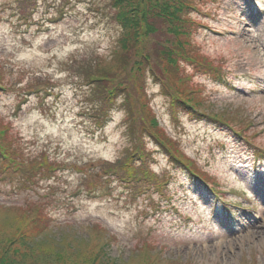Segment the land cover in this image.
Listing matches in <instances>:
<instances>
[{"label": "rangeland", "instance_id": "374dc122", "mask_svg": "<svg viewBox=\"0 0 264 264\" xmlns=\"http://www.w3.org/2000/svg\"><path fill=\"white\" fill-rule=\"evenodd\" d=\"M204 1L192 40L200 59L221 75L214 78L193 60L184 71L202 89L204 110L248 126L241 135L174 107L146 73L160 124L212 178L192 176L146 139V166L169 178L158 189L145 179L103 181L98 173L102 161L117 162L134 145L123 96L103 115L94 83L78 68L109 60L118 47L112 0H0V117L25 153L46 152L56 165L52 176L25 190L0 169L3 239L26 231L18 207L51 193L42 201L50 215L46 233L4 250L13 264H143L146 255L157 264H264V0ZM93 223L112 235L96 253L85 245L98 236Z\"/></svg>", "mask_w": 264, "mask_h": 264}, {"label": "trees", "instance_id": "16d2710c", "mask_svg": "<svg viewBox=\"0 0 264 264\" xmlns=\"http://www.w3.org/2000/svg\"><path fill=\"white\" fill-rule=\"evenodd\" d=\"M111 3L118 10L114 17L121 26L118 47L115 48L109 60L98 58L96 61H89L85 66L78 64V68L82 76L89 79L90 83H94L91 89L99 93L98 96L103 106L99 111L103 115L109 103H112L118 95L123 96L127 120L134 135V145L127 150V156L117 162L102 161L98 173L101 174L103 181H112L118 177L129 181L145 179L156 183L158 189L164 188V185L169 183V178L165 175L158 177L146 166L150 152L146 149L145 140L149 139L173 164L185 168L192 176L209 182L212 178L208 173L201 169L195 160L186 155L179 140L171 136L160 124L149 102L144 83L149 76L146 73H150L155 80L160 81L164 93L170 98L174 107L184 108L183 110L194 116L208 117L244 135V130L248 125L233 126L226 114H214L203 109L205 101L202 89L190 85L189 78L191 77L184 71V62L193 60L196 67L200 65V70L214 78L221 75L208 58H206L207 61L200 59L202 54L196 51L192 40L195 29L202 25L194 14L201 12L205 1L149 0L143 6L139 0H112ZM122 7L123 11H121ZM157 21H162L165 26L159 27ZM158 34L164 36L163 41L156 39ZM102 62L105 63L102 64ZM154 64H156V70L153 68ZM49 160L50 157L46 152L37 155L25 153L17 142L12 126L0 117L2 176H16L18 178L17 188L19 190L29 189L32 187L30 184L38 185L40 179L50 177L55 172L56 165H49ZM19 175H22V178ZM95 186H97L95 183H90V187ZM50 194V192L43 194L42 200L28 198L26 207L17 208L19 221L27 222L24 227L26 231H21L19 234L13 231L4 239L0 236V241L4 244L0 248V264H13L6 257L7 252L4 250L9 249L15 243L25 242L46 233L50 215L46 210L47 203L42 201H45L44 198L49 197ZM90 228L98 236L95 237L93 245L90 244L91 242L85 245H88L95 253L100 252L101 245L110 243L112 235L107 233V230L100 224L93 223ZM100 234H102L101 240L99 239ZM36 244L37 247L42 246L39 243ZM141 247L148 249L152 245L145 243ZM85 262L86 260L80 263L96 264L93 261ZM143 262V264L158 263L150 255H146Z\"/></svg>", "mask_w": 264, "mask_h": 264}, {"label": "bare ground", "instance_id": "6f19581e", "mask_svg": "<svg viewBox=\"0 0 264 264\" xmlns=\"http://www.w3.org/2000/svg\"><path fill=\"white\" fill-rule=\"evenodd\" d=\"M0 89H1V87H0ZM181 146V145H180ZM182 148V147H181ZM183 150V149H182ZM184 151V150H183ZM185 152V151H184ZM186 153V152H185ZM187 155V154H186ZM188 156V155H187ZM190 157V156H189ZM191 158V157H190Z\"/></svg>", "mask_w": 264, "mask_h": 264}]
</instances>
